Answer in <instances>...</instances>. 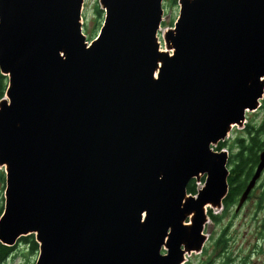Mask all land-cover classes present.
<instances>
[{"label": "water", "instance_id": "1", "mask_svg": "<svg viewBox=\"0 0 264 264\" xmlns=\"http://www.w3.org/2000/svg\"><path fill=\"white\" fill-rule=\"evenodd\" d=\"M101 1L104 24L88 48L81 45L85 36L76 21L84 0H0V69L10 83L0 102V166L8 172L0 242L14 246L35 234L36 264H183L207 240L208 206L221 210L229 193L228 151L216 152L212 145L225 140L234 126L243 127L247 111L261 106L264 0H181L176 28L164 35L174 58L157 42L163 0ZM189 13L212 18L204 35L215 41L210 47L190 49L173 37L182 34ZM251 20L258 26L247 28ZM133 24L148 30L138 39L143 55L138 58L125 44L114 53L129 54V66L144 79L127 76L126 70L123 77L139 88L164 89L178 102L177 114L168 121L166 111L149 99L143 127L145 114L125 109L113 118L118 131H96L117 146L102 161L105 153L95 151L96 137L76 133L85 129L83 122H68L63 114L98 84L121 83L111 70L103 79L86 71L114 51L118 28L126 35ZM70 35L79 40L77 47ZM61 52L76 60L63 62ZM212 55L218 62H210ZM48 91L52 103L43 99ZM216 103L227 106L216 111ZM178 125L184 133L177 138L164 130L174 132ZM156 165L162 171L154 180ZM263 171L264 150L237 211ZM205 174L204 187L189 194V182Z\"/></svg>", "mask_w": 264, "mask_h": 264}, {"label": "rangeland", "instance_id": "2", "mask_svg": "<svg viewBox=\"0 0 264 264\" xmlns=\"http://www.w3.org/2000/svg\"><path fill=\"white\" fill-rule=\"evenodd\" d=\"M106 1L108 0H105V3H108ZM162 5L164 7V15L161 34L164 31L166 32V30L168 31L175 28L182 12L181 0H163ZM105 15L106 11L102 6V1L84 0L82 18H76V21L80 24L85 34V38L82 40L81 45L86 44L88 48H91L89 45L99 35L102 25L104 24ZM72 36L73 35H70L73 39ZM81 37H83V35H81ZM77 41H79L77 38L73 39V45L75 47L79 45ZM160 43L161 40H159L158 44ZM56 44H58V41ZM162 48L166 49L165 43ZM166 52H169L167 53L169 58H174L176 55L175 49H168ZM60 57L63 62L76 60V57L72 53L66 54V52H61ZM161 65L162 62H159L158 67ZM118 75L121 78L120 84H123V79H125L123 77V71L118 73ZM8 77L9 76L6 75V84H4V95L6 96V92L8 91L7 86L10 84ZM76 84L80 85L82 83L79 82ZM144 86H147V84H143L141 88ZM120 97L121 96H119V98ZM125 109L128 108L126 107ZM113 118L114 117L106 115L103 112L100 121ZM116 122L118 126H120L118 119ZM249 130L255 131V135L258 134V138L264 141V97L261 100V107L258 110L247 112L246 122L243 127H233L225 141L219 142L217 145H212V148L216 152H220L222 148L228 150L230 156L228 166L230 171L233 167L231 159L233 155L237 154L240 150L239 139L249 136ZM256 130H259V132ZM97 133L99 135V132ZM133 134L134 133L131 135ZM103 137L107 139L105 144L113 147L101 158L102 161H108V157L117 149V146H114L110 137ZM88 145L89 142L85 144V146ZM219 146H221V149L217 148ZM156 166V171L152 175L154 180L159 178L158 173L161 170V167H158V165ZM206 175L207 174L201 176V180L197 178L192 179L196 180L197 187L201 188L203 186L202 184ZM6 178L5 167L0 166V219L5 210ZM237 203L238 201L235 202V204L226 205L223 210L213 209L212 214L216 216V219L211 217L209 223L205 226V234H207L208 240L204 250L202 253H196L188 257L186 264H225L226 258L229 256L233 257L232 264H264V173L253 189L249 200L244 204L239 213L236 212ZM208 209H211V207L208 206ZM34 239H36V237H34ZM15 245L13 253L5 260L0 261V264H36L39 258V250H32L28 242L21 240Z\"/></svg>", "mask_w": 264, "mask_h": 264}, {"label": "bare ground", "instance_id": "3", "mask_svg": "<svg viewBox=\"0 0 264 264\" xmlns=\"http://www.w3.org/2000/svg\"><path fill=\"white\" fill-rule=\"evenodd\" d=\"M229 13L231 10H225ZM187 21L182 27V34H174L173 37L177 36L176 41L179 43L185 44L188 48H208L215 41L208 36H204L209 28L207 21L211 19H205L202 16H197L194 18L193 15L186 14ZM198 29V27H200ZM258 26V22L256 20H251L247 23L246 27L253 29ZM119 35L117 38L112 39V50L115 47L122 49V44L130 45L133 47V53L140 58L143 55L141 52V46L138 44V39L143 34L147 33L148 30L143 25L133 24L128 26V32L126 35L123 34L124 27L118 28ZM151 36V35H149ZM236 37L237 34H236ZM92 44L89 45V47ZM114 50L113 52H108L104 57L99 59L97 66H92L86 71V75L90 77H96L98 79H103L105 77V71L111 70L114 73H120L123 70L127 71V76L135 75L141 79L144 77L141 73L133 69L129 66V59L127 53L124 56H116ZM141 53V55H140ZM219 57L216 55H212L210 57V62L215 63L218 62ZM158 72V70H157ZM158 77V76H157ZM168 83L174 84V80L171 77H165ZM123 84H98L95 91L89 96L82 98L81 100L75 102L76 104L72 106V103L69 104L67 110L63 117L68 119L69 121L79 122L82 121L85 129H74V131L83 136H95L98 144L95 149L98 153H106L111 148L105 144L107 139L103 136L97 134L96 131H99L102 128H105L107 131L116 132L118 131V127L115 124L113 119H108L102 123H100V118L102 114L99 113V110L102 109L106 115H110L115 117L125 112V108L128 110L131 109L134 114H145L142 117L141 121L143 122V127L147 125V100L153 99L158 103L159 107L164 109L167 113V120L172 121L176 117L175 108L178 107V102L170 96L168 92L161 88L160 91L155 90L151 86H144L142 88L138 87V84H134L128 77L123 79ZM74 82L71 79L69 84ZM119 96H121L119 98ZM165 97V98H164ZM169 97L170 99H167ZM49 103H52L54 100V95L48 91L44 97ZM227 104L216 103L214 104V109L216 111L223 110ZM186 116H183L185 119ZM157 121V117L152 119L154 125ZM92 126V129L90 130ZM164 129V128H163ZM170 135L174 134V137H179L184 133V129L181 128L180 125L176 128L174 132H168Z\"/></svg>", "mask_w": 264, "mask_h": 264}, {"label": "trees", "instance_id": "4", "mask_svg": "<svg viewBox=\"0 0 264 264\" xmlns=\"http://www.w3.org/2000/svg\"><path fill=\"white\" fill-rule=\"evenodd\" d=\"M5 79L6 76L0 73V98L3 97L5 92ZM256 131L259 132V130ZM239 145V152L233 155L231 159L233 167L230 171L229 176L230 190L224 200L227 206L235 203L236 197L246 187L248 180L252 176L258 164L259 152L264 148V141L258 138V134L255 135V131L249 130L248 138L239 139ZM217 148L221 149V146ZM187 189L189 193L196 194L198 192L196 180H192ZM209 214L212 218L216 219V216L212 214L211 211L209 212ZM34 237L35 236L31 234L22 237L20 240L28 242L32 250H38L39 244L36 239H34ZM14 250L15 246H7L0 242V261L5 260L13 253Z\"/></svg>", "mask_w": 264, "mask_h": 264}, {"label": "flooded vegetation", "instance_id": "5", "mask_svg": "<svg viewBox=\"0 0 264 264\" xmlns=\"http://www.w3.org/2000/svg\"><path fill=\"white\" fill-rule=\"evenodd\" d=\"M242 195H239L238 196V199H240V197H241ZM225 206H226V203L224 202V208L223 209H225ZM237 212V211H236ZM240 212V211H239ZM239 212H237V213H239ZM232 262H233V257H227L226 258V261H225V264H232ZM186 264V263H185Z\"/></svg>", "mask_w": 264, "mask_h": 264}]
</instances>
